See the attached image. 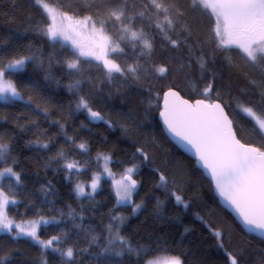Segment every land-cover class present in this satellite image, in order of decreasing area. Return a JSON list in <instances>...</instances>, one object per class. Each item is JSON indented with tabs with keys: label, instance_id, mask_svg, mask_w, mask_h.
<instances>
[{
	"label": "trees",
	"instance_id": "1",
	"mask_svg": "<svg viewBox=\"0 0 264 264\" xmlns=\"http://www.w3.org/2000/svg\"><path fill=\"white\" fill-rule=\"evenodd\" d=\"M145 2L0 0V59L6 65L13 58L32 57L23 71L6 73L25 101L0 100V144L8 145L0 171L11 167L20 176L19 182L11 175L2 179V191L15 201L8 216L14 225L47 219L49 223L37 227L39 239L60 238L46 249L31 237L17 236L15 227L2 230L0 259L6 257V264H139L135 253H104L105 247L121 250L117 235L134 249L151 250L154 260L179 256L183 264H230L231 253L239 264H264V241L247 235L220 206L211 182L170 142L158 120L162 96L170 89L189 100L219 101L239 140L264 150V134L242 111L251 107L264 118V62L253 65L238 49L218 48L214 14L210 8L193 7V0H158L175 25L169 34L187 38L172 48L155 27L163 16L146 11ZM43 5L72 18L106 21V34L124 48L111 59L122 68L139 65L136 76L113 73L109 79L102 64L81 57L78 71L68 69L65 61L75 51L45 34L51 22ZM117 8L124 11L121 20L108 14ZM125 17L133 18L132 30H142L151 39V52L143 49L141 55L139 47L133 51L130 42L120 41ZM160 67L166 69L163 75ZM75 81H80L79 90L69 91ZM209 83L213 90L205 98ZM81 97L102 120L93 121L77 109ZM73 161L76 168L64 167ZM107 164L117 173L135 167L133 205L118 203L107 178L94 195L80 196L75 190L77 184H90ZM158 173L167 177L169 188L184 198L187 208L157 188ZM135 204H141L137 213ZM69 247L74 250L72 261L60 254Z\"/></svg>",
	"mask_w": 264,
	"mask_h": 264
},
{
	"label": "snow or ice",
	"instance_id": "2",
	"mask_svg": "<svg viewBox=\"0 0 264 264\" xmlns=\"http://www.w3.org/2000/svg\"><path fill=\"white\" fill-rule=\"evenodd\" d=\"M36 3L39 4L40 0H36ZM197 5L210 8L215 15L214 32L218 48L225 50L238 49L246 61L251 62L253 65L264 62V0H213L211 3H209V0H193V7ZM143 7L146 11H152L158 16H163V21L156 23L155 27L163 34L164 40L172 48H177L181 43L186 42L187 38L182 40L180 37L174 38L169 34L175 30V25L173 20L169 18V9L163 3L158 2V0H146ZM45 8L47 10L46 5ZM108 14L116 20H121V17L124 16V11L117 8L111 10ZM139 15L143 17L145 12L142 11ZM125 19L127 23L122 26L123 35L119 36L120 41L127 40L130 42L133 51L139 47L141 55L144 54L143 49L151 52L153 48L151 39L142 30H132V17H125ZM75 27L80 29L90 28L94 47L88 52H85L83 47L70 35V31H75ZM75 27L61 24L56 28H48L45 33L52 41L62 39L71 42L76 52L73 53V59L65 61L68 69L78 71V65L80 64L78 57L88 56L102 63L104 74L109 79L112 78L113 73H119L120 76H125L126 74H131L133 77L136 76L139 65H129L122 68L113 59L108 58L110 51L124 52V48L119 43L112 41L106 34V21L86 16L83 20L76 21ZM31 59L32 57L13 58L6 65L3 59H0V97H4L6 100L9 97L22 99L13 80L6 77V73L10 76L13 73L23 71L26 67V60ZM56 63H59V61H56ZM199 63L201 69L205 70L202 57ZM97 67H99V64ZM157 71L163 75L166 69L160 67ZM261 71L264 72V68H261ZM79 87L80 81H75L68 85L69 91H78ZM212 90L213 85L209 83L203 90V96L207 98ZM169 97H171V100H169ZM77 109L85 110L88 117L93 121L103 119L99 112L92 110L87 100L83 97L78 100ZM243 111L249 117L254 116L251 107H244ZM160 115L164 118V124L169 132L194 150V154L201 162L202 167L208 171L215 182L219 195L239 215L242 222L247 226L264 232V150L241 143L236 138L231 128L232 122L228 119L220 103H208L206 99H197L194 103H190L188 99L182 98L179 92L170 89L164 95V111H161ZM256 123L259 125L260 132L264 133V119H258ZM261 139L264 140V135L261 136ZM40 147L46 149L48 144H42ZM78 147L86 149L85 144H80ZM7 151L8 145L0 144V160L4 159ZM137 152L141 153L143 159H148L141 149H137ZM58 155L63 157V153ZM105 158L107 159V157ZM64 167L72 170L77 167V164L74 161L67 162ZM135 170V167L126 169L123 179L127 183H124L116 193L119 197L118 202L132 203V193L137 187V181L132 178V173ZM5 174L14 176L17 182L20 181L19 174L11 167H6L3 171H0V177L5 176ZM157 178L159 181L157 188L167 191L177 205L188 207L184 198L177 191H172L169 188L168 179L163 173H158ZM91 187L93 190L97 187L95 178ZM75 190L79 195L84 194V188L80 184L76 185ZM9 202L15 203L14 200L8 201L5 193L0 191V229L11 232L13 227H15L17 236L31 237L46 249L52 248L53 243L60 239L58 236H52L46 241L39 239L37 235L39 223H49V221L42 218L40 222H34L28 227H22L19 224L14 225L13 221L9 220L2 211L4 205ZM139 208H141V204H135L133 213ZM116 219L120 220L122 218L116 217ZM108 230L109 232L113 231L111 225H109ZM215 235L219 237L220 233L216 232ZM117 238L120 240L121 250L116 251L114 248L105 247L104 253L121 257L127 251L137 255L139 264H161L159 260L149 258L151 250L134 249L131 245L125 244V241L119 235H117ZM52 250L60 251L59 248H53ZM60 254L72 261L74 250L69 247L66 251H60ZM228 255L230 264H239L238 257L231 253ZM6 259V257L0 259V264H6ZM165 264H183V261L179 256H173Z\"/></svg>",
	"mask_w": 264,
	"mask_h": 264
},
{
	"label": "rangeland",
	"instance_id": "3",
	"mask_svg": "<svg viewBox=\"0 0 264 264\" xmlns=\"http://www.w3.org/2000/svg\"><path fill=\"white\" fill-rule=\"evenodd\" d=\"M211 2H213V0H209V3H211ZM43 8H44V11L47 14V16H48V18H49V20L51 22L50 23V27L51 28H56L57 26H59L61 24L65 25V26L72 25V26L75 27L76 21L83 20V19H76V18H72L70 16H66L64 14H61L60 12H58L57 10H55V9L49 7V6H47V10L45 8V5H43ZM70 35L83 47V50L85 52H88L90 49H92L94 47V42H93L92 37L90 35V28L80 29L79 27H75V31H70ZM53 42H60V43H62L65 46H69L72 50H74L76 52V50L72 47V44H71L70 41H64L62 39H57L56 41H53ZM116 52H118V51H116ZM112 54H113V52L110 51L109 54H108V58L109 59H111V55ZM81 58H83V59H91V60L95 61L94 59H92L91 57H88V56H81ZM96 62H98V61H96ZM98 63H100V62H98ZM100 64H102V63H100ZM21 97H22V99H16V98L9 97L7 100L4 97H0V100L1 101H14V100H22V101H25V99H24V97L22 95H21ZM243 113H245V112L243 111ZM245 114L247 115V113H245ZM251 118L254 120L255 124L257 125V128L259 129V125L256 123V120H258V119H264V118L261 117L260 115H258L255 112H254V116H252ZM104 166L105 167L103 168L102 173L96 174L93 177V179L95 178L96 184H97V187H96L95 190H93L92 187H91V185L93 183V179L90 182V184H88V185L87 184H80L84 188V194L83 195H86L87 193L90 194V195H94L101 188L103 179L107 178V179H109L111 181L114 194L116 196L117 201H119V197L116 195V193L122 187V185L124 183H127L123 179V177L126 174V170H124V172H122V173H117V172H115V171L112 170L110 164H107L108 167L106 165H104ZM134 173L135 172L132 173V176L133 177H134ZM5 176H7V174H5ZM5 176L0 177V191H2L1 183H2V179ZM83 195H80V196H83ZM134 198H135V189L133 190V193H132V203L131 204H129L127 202H118V203L121 204V205H133ZM7 199H8V201H11L8 197H7ZM10 203L11 202L5 204L4 207H3V209H2L4 215L9 220H10V218L8 216V207H9ZM139 210H140V208L137 209L135 211V213L139 212ZM43 220L49 221L47 219H43ZM37 222H39V221H37ZM33 223L34 222H31V223H23V224H19V225H21L22 227H28V226H30ZM42 224H44V223H39V226L42 225ZM0 231H2V229H0ZM2 232H7V230H4ZM157 260H159L161 262V264H165V262L170 261V258L161 257L160 259H157Z\"/></svg>",
	"mask_w": 264,
	"mask_h": 264
},
{
	"label": "water",
	"instance_id": "4",
	"mask_svg": "<svg viewBox=\"0 0 264 264\" xmlns=\"http://www.w3.org/2000/svg\"><path fill=\"white\" fill-rule=\"evenodd\" d=\"M171 90H173V91H177V90H174V89H171ZM168 91H169V90H168ZM168 91H166L165 93H167ZM177 92H178V91H177ZM165 93H164L163 96H162L161 110H160V112H161V111H164V95H165ZM179 94H180V96H181L182 98L186 99L185 97L182 96V94H181L180 92H179ZM169 100H171V97H169ZM188 100H189V99H188ZM189 102H190V103H194L195 100H189ZM206 102H207V101H206ZM208 103H220L221 106L224 108V112H225V114L228 116V119L231 120V118H230L228 112L226 111L225 107L223 106V104H222L221 102H219V101H215V102H208ZM160 112H159V115H158V120H159V122H160V124H161V126H162V129H163L165 135H166L167 138L170 140V142H171L172 144H174V145H175V146H176V147H177L182 153H184L185 155H187L188 157H190L192 160L195 161L197 169H199L200 171H202L203 174H204V176H205V178L208 179V180L211 182V184H212V186H213L214 194H215L216 198L218 199L220 206H221L223 209H225L228 213H230V214L234 217V219L238 222V224L241 226V228L243 229V231H244L247 235H249V236H253V237H256V238H258V239L264 241V232H261V231L258 230V229H255V228H252V227H250V226L245 225V224L242 222V220H241V218L239 217V215H238L237 213H235V211L231 208V206H229V205L227 204V202H226V201H225V200L219 195V193H218V191H217V189H216V187H215V182L212 180V178H211V176L209 175L208 171L202 167L201 162L198 160V158H197V157L195 156V154H194V150L191 149V147H190L189 145H187L185 142L179 140V139H178L177 137H175L171 132H169L167 126L164 124V118L160 115ZM231 122H232V123H231L232 131L235 133L236 138L239 139L238 136H237V133H236V131H235V128H234V123H233L232 120H231ZM241 143H242V142H241ZM254 147H255V146H254ZM132 178H133V177H132ZM133 179H134V178H133ZM137 186H138V182H137ZM136 188H137V187H136Z\"/></svg>",
	"mask_w": 264,
	"mask_h": 264
}]
</instances>
